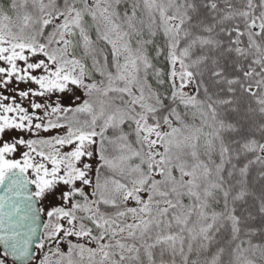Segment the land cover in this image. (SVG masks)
<instances>
[{
	"label": "snow or ice",
	"instance_id": "snow-or-ice-1",
	"mask_svg": "<svg viewBox=\"0 0 264 264\" xmlns=\"http://www.w3.org/2000/svg\"><path fill=\"white\" fill-rule=\"evenodd\" d=\"M0 264H264V0H0Z\"/></svg>",
	"mask_w": 264,
	"mask_h": 264
},
{
	"label": "trees",
	"instance_id": "trees-1",
	"mask_svg": "<svg viewBox=\"0 0 264 264\" xmlns=\"http://www.w3.org/2000/svg\"><path fill=\"white\" fill-rule=\"evenodd\" d=\"M20 87L23 88L24 85L21 84ZM61 95H62V94H60L59 96H61ZM32 99H35L37 102H40V98H33V97H29V98L25 99V100L22 102V106L28 108L29 111H31V109H30V101H31ZM53 99L55 100L56 97H55V98L53 97ZM64 100H65V96L63 95V101H62V103H64ZM63 106L66 107V105H63ZM71 107H72V106H71ZM39 114L42 115V110H39Z\"/></svg>",
	"mask_w": 264,
	"mask_h": 264
},
{
	"label": "rangeland",
	"instance_id": "rangeland-1",
	"mask_svg": "<svg viewBox=\"0 0 264 264\" xmlns=\"http://www.w3.org/2000/svg\"><path fill=\"white\" fill-rule=\"evenodd\" d=\"M33 87H35V86L33 85ZM59 95H60V94L57 93L56 96H54V98H55V97H58ZM64 96H65V100H64L63 105H66V107L74 106L73 101L70 99V97L67 96V95H64ZM33 138H34V137H33Z\"/></svg>",
	"mask_w": 264,
	"mask_h": 264
}]
</instances>
